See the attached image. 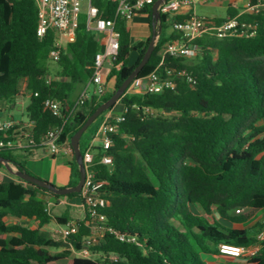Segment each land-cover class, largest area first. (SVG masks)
Segmentation results:
<instances>
[{"label": "trees", "instance_id": "1", "mask_svg": "<svg viewBox=\"0 0 264 264\" xmlns=\"http://www.w3.org/2000/svg\"><path fill=\"white\" fill-rule=\"evenodd\" d=\"M91 4L98 8L99 18L114 19L117 0H92ZM153 5L142 11L150 22ZM226 16L257 25V34L224 39L206 35L195 41L200 49L195 58H168L158 68L162 48L179 38L173 22L182 19L161 15L162 32L138 78L157 69L178 67L185 69L195 84L177 78L174 91L126 93L120 99L125 121L106 152L112 165L101 164L103 149L93 148L97 155L95 180L107 182L103 190L108 205L103 213L108 225L130 241L106 234L92 248L101 254L99 259L73 256L90 236L85 218L76 221V230L66 238L72 251L52 252L59 243L40 229L54 220L66 225L70 218L53 217L46 196L55 203L61 198L81 199L82 194L60 196L16 176L19 183L0 178V264H57L62 260L65 264H206L203 255L218 254L221 244L248 247L256 243L263 222L249 229L239 226L264 212V12L240 15L239 9L229 5ZM39 21L37 0H0V102L9 109L17 97H29L27 113L35 122V142L50 128L63 126L62 144L70 142L88 117L132 74L152 36L133 47L129 22L117 19L120 51L108 74V79L115 80L114 91L101 98L93 94L73 112L74 94L93 76L103 42L88 29L86 13L81 14L75 41L61 51L56 62L58 76L66 80L52 79L47 62L55 35L49 31L39 38ZM132 50L138 58L130 66ZM23 80L27 85L21 91ZM46 99L61 104V117L44 106ZM146 109L152 112L145 113ZM110 110L82 136L83 155ZM30 153L1 149L0 157L30 174L25 166ZM71 166L69 187H74L80 181L75 156ZM0 169L7 170L2 163ZM238 209L246 213L239 215ZM7 217L37 221L38 229L7 224ZM234 224L238 226H231ZM249 264H264V243Z\"/></svg>", "mask_w": 264, "mask_h": 264}, {"label": "built area", "instance_id": "2", "mask_svg": "<svg viewBox=\"0 0 264 264\" xmlns=\"http://www.w3.org/2000/svg\"><path fill=\"white\" fill-rule=\"evenodd\" d=\"M92 0H37L40 13L37 35L43 38L49 31L55 35L54 48L49 57L57 62L60 59L61 51L65 45L73 43L76 39V32L79 27L80 16L83 14L84 4H87V26L88 29L99 34L103 39L104 49L95 57L94 73L90 79V84L95 88V94L101 98L107 94V77L109 69L113 66L120 51V34L116 30V20L124 19L132 21L138 14H141L149 5L157 0H117V8L114 19H101L98 17L97 7L92 6ZM208 2V0H168L161 5L159 11L161 15L170 18L182 17L181 20L173 22V30L179 34V38L168 42L160 51L161 62L158 66L164 65L166 59H193L199 54V47L195 43L206 35L219 39L228 37H254L257 34V25L241 22L238 17L226 16L218 22L220 17L199 16L196 7ZM240 15H256L264 12V0H242ZM185 78L188 83L195 84L189 73L182 68L168 67L159 72L158 69L144 78H136L130 84L126 93L129 94H161L165 91H174L177 87L176 79ZM35 96H38L36 94ZM90 94L85 89L76 100L73 112L82 106ZM44 106L56 117H61V104L52 99H46ZM146 109L145 113H151ZM125 121L124 111L114 114L112 110L106 113L97 130L95 140L100 143L104 154L100 158L103 165L110 166L113 163L112 157L106 152L113 145V135L118 132L119 125ZM35 122L30 121L26 127L17 123L13 119H2L0 117V133L3 139L0 140V150L6 149L14 152H22L35 148H45L53 154L64 152L74 157V151L70 142L60 143L63 126L50 128L36 143L33 137ZM94 144L86 150L83 155L86 169V181L82 189L81 200L85 207V217L87 226L90 229V236L86 239L83 249L79 252L81 257L99 259L101 254L92 250L97 245L98 240L103 239L106 234L115 236L116 239L125 242L130 241L125 234L119 232L108 225L107 217L103 210L107 207L106 194L103 190L107 182L96 181L97 155L93 150ZM50 205L48 204V208ZM237 214H243L244 209H238ZM77 228L76 223H67L61 230V236L67 238ZM264 243V221L262 229L256 235L254 245L233 246L221 244L218 247L219 255L232 259H242L248 264L258 254L261 244ZM99 255V256H98ZM98 256L99 258H95ZM111 259L117 261L116 256L111 255Z\"/></svg>", "mask_w": 264, "mask_h": 264}, {"label": "crops", "instance_id": "3", "mask_svg": "<svg viewBox=\"0 0 264 264\" xmlns=\"http://www.w3.org/2000/svg\"><path fill=\"white\" fill-rule=\"evenodd\" d=\"M213 1L215 3H218V1L220 0H213ZM229 2L230 5L231 3L236 4L237 6L236 5L235 6L232 5V6L240 10V7L242 5V0H229ZM216 17L224 18L226 17V15L216 16ZM129 26L131 30V45L133 47L153 35L152 22L149 21V17L147 14H143V13L138 14L132 21L129 22ZM156 26L158 27L157 23ZM97 38L100 42L103 40L101 39V36H99V34H97ZM66 46L67 45H65V48ZM137 54L138 53L136 50H133V52H131L129 57L130 66L133 65L137 60L138 58ZM107 68L110 70V67ZM59 71H60L59 67L58 69L50 71L52 75L50 74L49 77L52 79L66 80L65 78L58 76ZM110 79L111 78L108 79L107 77V93H111L114 91L115 83L114 84L110 83ZM26 85H27V81L25 80L21 84L20 90L24 91L26 89ZM85 89H88V93L90 94V96L95 94V88L90 84L89 81L86 85H80L77 87V90L73 97L74 101H76L79 98V96ZM28 105H29V97H25V96L17 97L15 103L12 104L9 109L5 102H0V117L2 119H13L17 123H20L28 127L30 122L27 113ZM11 111L20 114L21 118L16 120L14 115L11 113ZM113 113L116 114L114 111ZM102 119L100 120L99 126L102 122ZM92 143L94 144L95 147H100V143L97 140H95V138L93 139ZM72 161H73V157L68 154H65L64 152L53 154L45 148H35L31 150L30 156L26 159L25 166L28 172L32 176L47 181L59 188H64V187H69V184L72 180V176H73L72 166H71ZM0 178L3 182H9V181H14L17 183L20 182L15 177V175L11 174L9 171L5 169H0ZM46 199L49 200L48 204L50 205V208L52 206H65V210L67 212L72 213V216H69L68 214L65 213L56 216V217L69 216L70 219L68 223H76L77 220H83L85 217V207L80 198H72V199L61 198L55 203L50 201V197L48 198L46 196ZM262 213L264 214V212ZM5 220L7 224L19 223L22 225V222L28 219L25 218L17 219L14 217H7ZM35 224L38 225V222L35 221ZM49 225L44 226L43 228H41V230L42 229L45 230V228H47ZM63 227L64 225L58 224V232H61ZM203 259L206 262V264H248L245 260L232 259L230 257L222 256L219 254L203 255Z\"/></svg>", "mask_w": 264, "mask_h": 264}, {"label": "water", "instance_id": "4", "mask_svg": "<svg viewBox=\"0 0 264 264\" xmlns=\"http://www.w3.org/2000/svg\"><path fill=\"white\" fill-rule=\"evenodd\" d=\"M168 0H157L153 5V21H152V27H153V35L149 44V47L142 58L139 65L135 68V70L132 72V74L123 82V84L118 88V90L111 96L109 100L101 104L95 112L88 117L86 122L83 124V126L74 134V136L70 140V144L74 151V156L76 159V162L79 167L80 171V181L77 186L74 187H64L59 188L47 181H44L40 178L34 177L24 171H19L15 165L7 161L6 159L0 157V163H2L6 169L19 179L31 183L33 185H36L38 187L47 189L51 192H53L55 195L65 196L71 193H81L83 186L86 181V169L84 165L83 160V154L80 147L81 138L86 132V130L105 112L110 110L113 106H115L118 102H120V99L126 94L130 84L135 80L141 70L144 68V66L148 63V61L151 58V55L154 51V48L158 42L159 36L162 32V27L160 25V7ZM156 23L158 25V29L156 30Z\"/></svg>", "mask_w": 264, "mask_h": 264}, {"label": "rangeland", "instance_id": "5", "mask_svg": "<svg viewBox=\"0 0 264 264\" xmlns=\"http://www.w3.org/2000/svg\"><path fill=\"white\" fill-rule=\"evenodd\" d=\"M229 5H230L229 0H220V1H218V3H215L213 0H208V2H206L202 5H198L196 7V12L199 16H204V17L224 16V15H226V10H227ZM231 5L235 6L236 4L231 3ZM87 7H88L87 4H84L83 13L86 12ZM157 29H158V27L156 26V30ZM131 52H133V50ZM191 60H189L188 62H190ZM47 65H48L50 71L58 69L57 63L53 60H49L47 62ZM107 67H108V63L106 64V68ZM50 74L52 75L51 72H50ZM23 81H25V80H23ZM23 81L21 82V84L23 83ZM110 83L114 84L115 80L113 78H111ZM112 110L116 114H120L124 111V106L120 102H118ZM11 113L14 115L16 120L21 118V115L16 113V112L11 111ZM47 197L49 198L48 195H47ZM49 211L53 217H56L57 215H60L63 213L68 214L69 216H72L71 212H67L65 210V206H52L51 208L49 207ZM245 213H246V210H244L243 214H245ZM213 215L218 219V215L216 213V208H214V210H213ZM239 215H241V214H239ZM263 219H264V214L262 212H259L255 216H253L250 220H248L244 224L240 225L239 227L244 228V229H249V228L258 226L259 224H261ZM58 224L59 223L54 220L52 223H50V225L47 228H45V230L40 229V231L44 235H46L47 237H50L59 243L58 248L52 249L51 250L52 252H62V251H69V250L72 251L71 245L66 241V239H63L61 237V233L58 232ZM224 224H225V222H224ZM22 225L29 226L32 229H38V225L35 224V221L24 220V222H22ZM227 225H230V224L228 223ZM231 226L237 227L238 225L234 224ZM73 256H80V254H79V252L73 251ZM98 256H96L95 258H99ZM65 263H66L65 260L57 262V264H65Z\"/></svg>", "mask_w": 264, "mask_h": 264}]
</instances>
